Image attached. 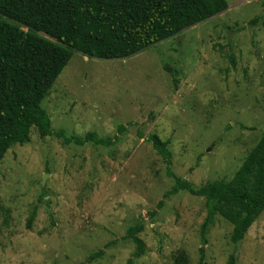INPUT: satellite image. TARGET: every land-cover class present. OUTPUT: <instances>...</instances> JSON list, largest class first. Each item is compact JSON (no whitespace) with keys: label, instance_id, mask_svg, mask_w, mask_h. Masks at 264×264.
<instances>
[{"label":"rangeland","instance_id":"1","mask_svg":"<svg viewBox=\"0 0 264 264\" xmlns=\"http://www.w3.org/2000/svg\"><path fill=\"white\" fill-rule=\"evenodd\" d=\"M226 1V13L129 59L74 53L42 104L51 130L115 144L66 145L34 127L28 144L7 152L0 264H176L180 255L187 264H264V212L237 245L217 216L204 245L206 199H164L175 181L148 141L165 143L171 172L198 190L229 183L264 135V29L249 25L264 0ZM138 224L145 253L135 259L124 238Z\"/></svg>","mask_w":264,"mask_h":264},{"label":"trees","instance_id":"2","mask_svg":"<svg viewBox=\"0 0 264 264\" xmlns=\"http://www.w3.org/2000/svg\"><path fill=\"white\" fill-rule=\"evenodd\" d=\"M228 9L226 0H0V163L14 146L30 142L34 127L41 136H55L66 145L115 144L94 133L80 139L51 130L42 104L75 52L88 59L126 60ZM249 25L264 29V15ZM148 141L164 159L167 177L175 181L164 199L182 191L206 199L202 243L207 244V233L219 216L233 226L231 242L239 244L264 212V135L229 183L214 181L198 190L171 172L172 155L165 143L157 136ZM163 205L164 200L157 208ZM34 219H29L28 229ZM143 231L138 224L124 238L136 245L135 259L145 253L138 237ZM103 255L100 251L89 261ZM176 264H187L185 256Z\"/></svg>","mask_w":264,"mask_h":264}]
</instances>
